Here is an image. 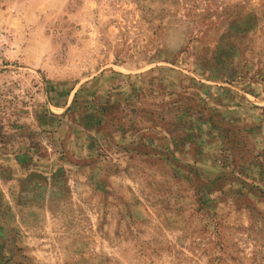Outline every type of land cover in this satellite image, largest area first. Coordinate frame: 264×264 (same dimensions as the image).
Listing matches in <instances>:
<instances>
[{
  "label": "rangeland",
  "instance_id": "rangeland-1",
  "mask_svg": "<svg viewBox=\"0 0 264 264\" xmlns=\"http://www.w3.org/2000/svg\"><path fill=\"white\" fill-rule=\"evenodd\" d=\"M0 264H264V0H0Z\"/></svg>",
  "mask_w": 264,
  "mask_h": 264
},
{
  "label": "trees",
  "instance_id": "trees-1",
  "mask_svg": "<svg viewBox=\"0 0 264 264\" xmlns=\"http://www.w3.org/2000/svg\"><path fill=\"white\" fill-rule=\"evenodd\" d=\"M46 91L48 92V89L46 88Z\"/></svg>",
  "mask_w": 264,
  "mask_h": 264
}]
</instances>
